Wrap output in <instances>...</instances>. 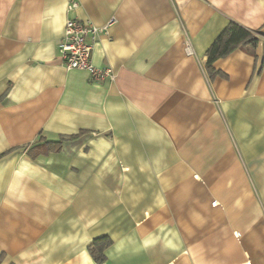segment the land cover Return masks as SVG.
<instances>
[{
	"label": "crops",
	"instance_id": "crops-1",
	"mask_svg": "<svg viewBox=\"0 0 264 264\" xmlns=\"http://www.w3.org/2000/svg\"><path fill=\"white\" fill-rule=\"evenodd\" d=\"M71 17L113 78L66 68ZM231 21L264 0H0V264H264V39L205 70Z\"/></svg>",
	"mask_w": 264,
	"mask_h": 264
},
{
	"label": "trees",
	"instance_id": "trees-1",
	"mask_svg": "<svg viewBox=\"0 0 264 264\" xmlns=\"http://www.w3.org/2000/svg\"><path fill=\"white\" fill-rule=\"evenodd\" d=\"M262 39H264L262 29H248L237 22L231 21L207 50L205 70L209 78L214 79L217 76H223V73L214 66L218 59L228 56L237 49L255 55L257 46ZM74 138L76 136L61 137L59 141H48L45 143L46 151H60L66 139ZM112 243L113 241L109 236H102L95 239L89 246V252L97 264H103L106 261L105 251Z\"/></svg>",
	"mask_w": 264,
	"mask_h": 264
},
{
	"label": "built area",
	"instance_id": "built-area-1",
	"mask_svg": "<svg viewBox=\"0 0 264 264\" xmlns=\"http://www.w3.org/2000/svg\"><path fill=\"white\" fill-rule=\"evenodd\" d=\"M77 6L78 3L73 1L68 6V10L73 11ZM110 24L98 27L91 20H80L76 17L66 20L64 37L59 44V52L67 69L86 70L95 80L114 77L111 68H98L92 61L94 40L100 34L109 36ZM187 46L190 48V42H187Z\"/></svg>",
	"mask_w": 264,
	"mask_h": 264
}]
</instances>
